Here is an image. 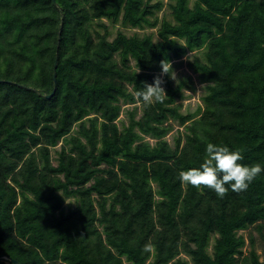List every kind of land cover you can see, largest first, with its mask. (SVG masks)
<instances>
[{"label":"trees","instance_id":"trees-1","mask_svg":"<svg viewBox=\"0 0 264 264\" xmlns=\"http://www.w3.org/2000/svg\"><path fill=\"white\" fill-rule=\"evenodd\" d=\"M169 1L175 21L163 19L158 40H110L105 18L156 27L164 0H0V255L188 264L184 253L193 264H264V172L245 192L226 185L222 199L177 178L203 163L208 143L242 148L241 163L264 167V0ZM200 49L205 59L188 61L206 83L198 113H182L177 100L191 83L169 75L162 103L136 98L162 60ZM123 102L142 112L128 110L120 127ZM171 120L184 127L174 144Z\"/></svg>","mask_w":264,"mask_h":264},{"label":"clouds","instance_id":"clouds-1","mask_svg":"<svg viewBox=\"0 0 264 264\" xmlns=\"http://www.w3.org/2000/svg\"><path fill=\"white\" fill-rule=\"evenodd\" d=\"M162 73L154 77L153 83L145 82L142 90L136 92V98L145 104L163 102L167 96L162 85L163 75H169L173 80L176 74L172 64L168 60L160 62ZM243 149H231L226 145L208 143L203 163L199 167L181 170L178 173V180L182 185L190 184L198 190L203 186L215 192L218 198H224L230 185L231 191L242 193L247 191L251 183L264 172L260 163L251 165L241 163L243 161ZM153 245L149 242L144 246L145 252H151Z\"/></svg>","mask_w":264,"mask_h":264},{"label":"rangeland","instance_id":"rangeland-1","mask_svg":"<svg viewBox=\"0 0 264 264\" xmlns=\"http://www.w3.org/2000/svg\"><path fill=\"white\" fill-rule=\"evenodd\" d=\"M157 1V0H153ZM170 1L169 0H164V5L161 9L156 10L155 16L158 17L159 19V24L156 27H151V26H145L143 28L141 27H134L129 24H124L122 21V18L117 22V23H112L108 19H104L108 26V37L110 40H113L119 32H124L127 35H134L138 34L140 36L144 34H152L154 36L155 40L159 39L158 35V29L161 25V22L163 19H168L171 21H175L174 15L172 13V8L170 6ZM102 33L105 32V29L102 27H97ZM196 56L202 58L203 60L205 59L204 56V49L196 50V51H190L186 56H184L182 59L176 60L172 67L173 70L176 74V79L173 80L175 84L179 83L182 80H187L191 83V85H185L183 87V92H184V97L179 98L177 100V104L180 105V110L182 113H196L199 111V109L203 106V101H202V96L205 93L206 90V83L202 82L198 76L197 73H194L188 66V61L190 59H194ZM135 106L139 107V112L137 116L141 115V103L136 104H126L123 102V110L121 112V115L118 119V124L120 127H123L124 125L128 124L129 122V117H128V110L133 109ZM198 113V112H197ZM173 123V129L169 132V134L166 136V138L174 144L175 138L178 136L180 131H183V126L179 124L177 120H171ZM77 127V126H76ZM148 139L151 140V142H155V139L147 136ZM62 142H60L57 146L51 148V154H52V160L54 164L58 163V156H59V151L61 149ZM67 203L70 201H74V198H67L66 199ZM249 231L250 229L246 230H241L240 233L244 234L247 237V244L244 247V250H249L250 246L248 245L249 240ZM254 234L258 237V233L254 232ZM214 243V239L212 240L210 250L212 249ZM258 249L260 252L263 251V248L260 244L258 243ZM182 257H185L188 259L189 263L188 264H193L191 258L186 255L182 254Z\"/></svg>","mask_w":264,"mask_h":264},{"label":"water","instance_id":"water-1","mask_svg":"<svg viewBox=\"0 0 264 264\" xmlns=\"http://www.w3.org/2000/svg\"><path fill=\"white\" fill-rule=\"evenodd\" d=\"M54 2L56 3V0H54ZM63 19H64V15H62V21H61V24L59 27L60 30L62 29ZM60 37H61V34L59 33V35H58L59 40H60ZM57 65H58V57L56 59L55 67H54V84H55L54 86L55 87H54L53 92L47 95V97H49V98L53 96V94L55 93V90L57 88ZM4 257L10 259L15 264H22L19 260H16V259H14L8 255H0V258H4Z\"/></svg>","mask_w":264,"mask_h":264}]
</instances>
